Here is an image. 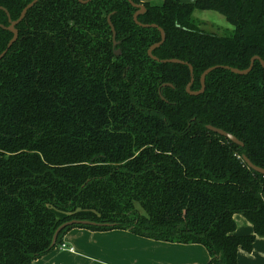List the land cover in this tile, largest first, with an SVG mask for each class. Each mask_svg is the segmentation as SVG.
I'll return each mask as SVG.
<instances>
[{
	"label": "trees",
	"instance_id": "16d2710c",
	"mask_svg": "<svg viewBox=\"0 0 264 264\" xmlns=\"http://www.w3.org/2000/svg\"><path fill=\"white\" fill-rule=\"evenodd\" d=\"M32 0H0V53ZM37 0L0 58V264H29L73 227L200 244L238 264L264 237V0ZM195 10L232 26L199 27ZM114 29V40L111 30ZM113 41L116 44H113ZM119 50V54L114 53ZM221 128L242 146L209 129ZM235 214L253 233L235 234ZM88 220L97 225L66 226Z\"/></svg>",
	"mask_w": 264,
	"mask_h": 264
},
{
	"label": "crops",
	"instance_id": "0c3cea01",
	"mask_svg": "<svg viewBox=\"0 0 264 264\" xmlns=\"http://www.w3.org/2000/svg\"><path fill=\"white\" fill-rule=\"evenodd\" d=\"M160 1V0H140ZM235 234L253 233L252 225L235 214ZM72 252L57 247L29 264H206L209 255L200 244L173 243L141 237L123 229L103 231L73 227L63 237ZM238 264H264V237L253 248L237 251Z\"/></svg>",
	"mask_w": 264,
	"mask_h": 264
},
{
	"label": "water",
	"instance_id": "95a60500",
	"mask_svg": "<svg viewBox=\"0 0 264 264\" xmlns=\"http://www.w3.org/2000/svg\"><path fill=\"white\" fill-rule=\"evenodd\" d=\"M37 0H32L31 2H29L20 12L18 18L14 21H12L9 26H8V29L12 32V38L9 40V42L7 43V46L6 48L0 53V58L5 54V52L7 51V49L11 46V44L15 41V39L17 38V35H18V32H17V29L15 28V25L20 21L22 20V18L25 16L26 14V11L36 2ZM80 2H87L88 0H79ZM129 3L136 7L137 10L135 11V13L133 14V20L136 24L138 25H141V26H144V27H147V26H152V27H156L159 32H160V40L158 42H155L153 43L147 50V54L153 58L154 60H157V61H162V62H173V63H183V64H186L189 68V72H190V81L187 83L185 89L186 91L189 93V94H192V95H197L199 93H201L203 90H204V87H205V77L206 75L213 69H215L216 67L218 66H211V67H208L206 68L200 75V89L198 90H191L190 87H191V84L193 82V67L183 61V60H180V59H177V58H167V59H159L157 58L155 55L152 54V51L158 47L164 40H165V32L164 30L158 26L157 24H143L141 23L139 20H138V15L142 12L145 11V6L142 4V3H135L133 2L132 0H128ZM181 2L183 3H192L194 2L195 0H180ZM111 30H112V36H113V40H114V29L111 25ZM113 44L115 45L116 42L113 41ZM114 53L116 55H118L120 52L119 50H115ZM258 60L261 64V66L264 68V61L261 57L257 56V55H254L251 60H250V64L247 68L245 69H237V68H234V67H230V66H222L223 68H226V69H229L231 70L233 73H237V74H245L247 72L250 71V69L252 68V65H253V62L254 60ZM207 129L219 134V135H222L226 138H228L229 140H231L232 142L242 146L243 143L241 141H239L234 135H232L231 133L229 132H226L225 130L221 129V128H217V127H214V126H211V125H207L206 126ZM244 162L249 166L251 167L252 169L258 171L259 173H262L264 174V169L261 168V167H258L256 165H254L245 155L242 156ZM73 224H84V225H97V223L95 222H92V221H88V220H69V221H66V222H63L61 223L59 226H57V228L55 229L53 235H52V240H51V244L50 246L51 247H54L55 244H56V241H57V237L59 235V233L66 227V226H69V225H73Z\"/></svg>",
	"mask_w": 264,
	"mask_h": 264
},
{
	"label": "rangeland",
	"instance_id": "374dc122",
	"mask_svg": "<svg viewBox=\"0 0 264 264\" xmlns=\"http://www.w3.org/2000/svg\"><path fill=\"white\" fill-rule=\"evenodd\" d=\"M193 17L198 20L199 27L209 32L222 34L226 30L232 29L224 15L216 11L195 10Z\"/></svg>",
	"mask_w": 264,
	"mask_h": 264
},
{
	"label": "built area",
	"instance_id": "2783aa9c",
	"mask_svg": "<svg viewBox=\"0 0 264 264\" xmlns=\"http://www.w3.org/2000/svg\"><path fill=\"white\" fill-rule=\"evenodd\" d=\"M57 248H58V249H61V250H67V251H70V252H72V251L74 250V248H73L71 245L65 243L64 241H62V242L57 246Z\"/></svg>",
	"mask_w": 264,
	"mask_h": 264
}]
</instances>
